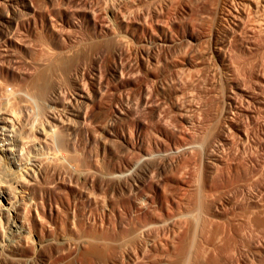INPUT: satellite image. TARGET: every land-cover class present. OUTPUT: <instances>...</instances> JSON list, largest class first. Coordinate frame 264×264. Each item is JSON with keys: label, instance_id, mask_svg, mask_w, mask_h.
I'll use <instances>...</instances> for the list:
<instances>
[{"label": "bare ground", "instance_id": "bare-ground-1", "mask_svg": "<svg viewBox=\"0 0 264 264\" xmlns=\"http://www.w3.org/2000/svg\"><path fill=\"white\" fill-rule=\"evenodd\" d=\"M129 1L114 0V4L110 1L111 4L107 5L103 16L112 22L114 34L118 37H125L128 34L134 40L142 38L151 40L152 31L148 22L146 23L147 17H142L143 12V15L138 14L140 10L136 9L137 6L135 8L137 13H133L135 11L131 9L132 5L129 6L132 1ZM0 2H5L0 4V16L3 22L11 27L3 31L0 37V154L4 160L6 159V165L0 163V263L187 264L188 260L191 262L196 257L195 259L199 261L190 264H264V195L258 205H254L252 209L247 207L243 221H238L239 228H234L233 223L230 224L228 221L226 224L222 222V227H219L220 224L218 226L216 224L217 227L211 226L215 225L211 223V228L215 227L214 231L207 230L210 235L201 238L202 240L195 244V248L191 242L175 240L176 232L181 228L180 218L185 214L169 216L168 204L179 205L181 197L173 195L166 185H162L166 186L165 189L162 188L165 192L160 203L155 205L160 215L158 220H152L146 215L145 209L149 202L145 200L141 202L145 177L149 178L157 173L166 174L177 169L181 174L186 155L190 156L197 151L201 153L200 159L207 169L205 171L214 172V168L222 161L218 156L219 150L224 149L223 146L231 138L233 140L235 138L242 146L244 142L251 141L248 140L251 135L247 131L235 125L237 122L232 124L229 119L224 121L222 126L219 125L218 133L214 134L217 130L213 129L215 132L211 134L212 130H208V123V126L204 125L205 128L200 127L201 130L198 128L195 142L184 147L180 145L179 132L168 133L169 129L163 126L156 129L162 138L157 137L144 122L132 124L133 133L128 130L126 134L129 110L117 109L109 118V124L90 129L87 138L82 142V148L79 149L80 143L76 138L78 125L96 121L97 118L107 115L106 108L97 111V114L92 110L94 100L103 95L102 82L93 80L91 83L95 86L89 90L83 81H79L82 80L79 75L82 69L79 62L88 57L86 45H72L64 26L62 24L58 26L54 22L62 21L63 18L60 10L56 8L58 0L57 3H53V0H0ZM83 2L84 0L79 3ZM204 2L208 7L214 6L212 8L217 11L220 9L223 14L221 19L227 20L226 26L222 25L215 35L211 34L214 35L212 38L208 37L214 44L213 53L221 64L228 68L229 64L223 52L228 45V39L249 30L264 33V0H204ZM61 3L65 4L63 1ZM79 3H76L77 6ZM59 5L57 4L58 7ZM77 6H74L75 14L86 26L96 32H101L107 27L105 23L97 21L100 19L99 16L96 18L92 11L83 8L84 5H80V8ZM161 33L163 39L168 35L165 30ZM55 36L62 42L52 46L49 39ZM16 52L25 54L27 72L20 71ZM125 66L124 63L118 62L114 66V74L121 77ZM177 67L172 68V85L170 83L167 85L169 81L165 83L163 93L179 110L180 104L176 103L179 97H187L186 101H190L194 91L191 94L185 92L188 89L183 90L184 82L189 80L185 79V72L189 74L190 72L187 70L182 75L186 68ZM167 74L166 77H169ZM71 81L76 83L74 88L66 90L65 85ZM188 85L191 87L192 84L189 82ZM262 85L264 88V83ZM232 91V95L227 94L228 98L226 97L229 99V107L236 114L246 115L250 119V128L260 130L259 132L264 131V122L257 119V109L256 118V113L254 115L248 111L249 109H243L244 106L238 107L239 104L236 106L234 102L236 100H233L238 95L246 103L258 105L260 109L258 112L264 115V90L257 95ZM146 92L142 91V94L139 92L141 97L136 106L148 105L151 102L150 100L148 102ZM148 93L150 96V92ZM46 107L51 111L40 117L39 111ZM184 108L188 110L185 106ZM182 110L178 113L180 116L186 113ZM205 120L207 123V119ZM122 122L124 124L119 125L117 129V123ZM187 122L190 125L195 124L190 119ZM165 123L167 124L166 121ZM174 128L176 129V126ZM177 130L179 131L178 128ZM209 132L210 135H207ZM63 134H67V140L63 138ZM113 143H117L121 152H125L120 158L111 149ZM167 143L172 147L164 150ZM131 150H141L133 163L125 155ZM168 154L171 160L167 157ZM91 158L95 161L99 158L106 159L104 170L97 172L90 169ZM262 163L258 165L261 166V176L264 177V160ZM173 177L172 179H175ZM260 181L258 185L259 183L261 185L262 181L264 184V178ZM262 190L261 193L264 194V185ZM128 196L132 198L127 199ZM194 215L191 216L193 223L190 226L195 232L198 228L205 232L207 223H199V216ZM234 229L242 232V238L245 235L247 243L245 245L241 238L238 239L240 245L233 257L227 249ZM162 235H166L168 239L159 237ZM222 257H226V260L220 262Z\"/></svg>", "mask_w": 264, "mask_h": 264}, {"label": "rangeland", "instance_id": "rangeland-1", "mask_svg": "<svg viewBox=\"0 0 264 264\" xmlns=\"http://www.w3.org/2000/svg\"><path fill=\"white\" fill-rule=\"evenodd\" d=\"M62 1L63 3L66 1L68 2L62 4ZM62 1L60 2V0H58L57 3V0H53V3L56 2L58 5L60 4L59 7L56 4V8L60 10L61 16L63 17L62 21L55 20L54 22L58 26L60 24L64 26L65 30L67 31L68 39L72 45H86L88 57L79 62L82 67L79 72L80 78L82 77V80L79 79V81H83L84 86L89 88V90L95 86L91 83L93 80L102 82L103 95L101 98L97 97L94 100L92 110L95 114H97V111H101L104 108H106L107 111V115L105 117L97 118L96 121H92L90 123L86 122L84 124L82 123L78 125L76 138L80 143L79 149L82 148V142L87 138V133L90 131V129L99 127L100 125H107V123L110 122L109 118L117 109L124 111L129 110L128 117L126 118V126H128L125 129L126 134H128V130H131L133 133L132 127L135 123L144 122L146 127L149 129L151 128V130L156 133L155 135L157 137L162 138L163 136L160 134V132L158 133L156 129L157 127L163 126L167 130L169 129L168 133L172 132L173 134L174 132H179L178 134L180 137L182 136V138L178 136V139L181 141L180 145H183L184 147L194 143L196 137L195 133L197 130H199L200 127L201 129L205 128V126H208V123V130L210 131L211 129L212 131L210 132L212 134L214 130L216 131L218 127L223 125L222 123L224 121L226 122L230 119L232 124L237 122L235 125L240 128L242 127L241 129L247 131L252 136L251 137L249 135L251 139L250 137L248 139L251 141L243 143L244 147L240 142H237L235 138V141L231 138L232 141L230 139L228 143L223 146L224 149L221 148V150H219L218 156L222 161L220 163L221 165L219 164L220 166L218 165V167L216 166L214 168V172H210L213 170L205 171L207 169H205V164L202 162L203 160L201 161V153L198 151L195 152V154H193V152L190 154V156L186 155L181 174L177 169L174 171H168L166 174L157 173L154 174V176L152 175V177L144 178L141 202L144 200L149 202V205L147 204L145 209V212L147 213L146 215L150 216L152 220H158L160 215L158 214L159 212L156 211L155 205L159 204L162 200L161 196L165 192L163 189H165L167 186L166 188L169 189L173 195H178V197H181L182 200L180 201L179 205L176 203L168 204L169 216L178 213H181V216L185 214L180 218L181 228H179V231L176 232L175 240L185 241L186 243L191 242L193 248H195V244L198 243L201 238H206L208 235H210L208 233L209 231L207 232V230H211L210 232H212V230L215 229L218 224H220L219 227H222V222L223 224H226L227 221L230 224L231 222L233 224L235 223V226L233 224L232 226L234 228H239L237 224L243 221L247 207L248 209H252L259 204V200L263 199L264 194L261 192L263 191L262 187L264 184L262 180L264 177L261 176L262 170L260 165L264 160V131L259 132L260 130L254 129L252 127L251 130V123H249L250 119L242 113V115L236 114L234 110L229 107V99L227 98L228 95L231 94V90H233L232 92L244 91L251 95H257V93L260 94V91L264 90V88H262V84L264 83V33H258L257 31L250 32L249 30V32L246 31V33H242L243 35L240 32V35L236 34L238 37L235 36L233 39H228V45L225 48L227 50H223L224 56L227 59V64L231 65H228L227 68L221 64L220 60L213 53L214 44L213 41L210 40V37H208L211 36V34L215 35L222 25L226 26L225 24H227V20L224 21V19H221L223 14H221L222 12L220 9L216 8L219 10L217 11L215 8H212L214 7L212 5L208 7V4L206 3V5L204 0H134L135 2L130 0L129 2H132L129 4V6L131 7L132 5L131 9L135 11L132 12L136 14L137 10H140L138 14H144L142 16L143 18L147 17V19L145 18L146 23L148 22L150 25L148 26L152 31L151 40H146L145 38L134 40L128 34L125 37H118L116 34H114L112 22H109L108 18L103 16L105 15V9L107 5L111 4V2L114 4V0H84L83 4L79 3L83 0H79L78 2L77 0ZM201 1L204 3H201ZM4 3L5 2H0V4ZM76 3H79L81 6L84 5L83 8L85 7V9H88L89 12L92 11L91 13L94 15V17L97 18L99 16L98 18L100 19L97 21L100 20V22L105 23L107 27L101 32H96L91 27L86 26L75 14L74 6H77ZM80 5H78L79 8ZM138 7L141 9H138ZM130 17H132V15ZM10 28L11 27H9L8 24L3 22V18L0 16V37L3 35V31H7ZM161 30H165L168 34L164 39L162 38ZM59 42H62V40L57 36L49 39V43L52 46L59 44ZM16 56L19 61L20 71L27 72L28 68L27 63L25 62V54H23V52H16ZM118 62L124 63V65L128 66L129 68L128 69L126 66V68L124 67V71L122 70V72H124V74H122L123 77H118L117 74H114V66ZM177 66L186 68L183 70L182 75L186 73L184 75L185 79H191L190 81L188 80V82L187 80H184L185 84L183 90L188 89L189 92L187 90L185 92L191 94L194 91L192 94V100L186 101L187 97H185L186 99L179 97L176 102L177 105L180 104L179 107L183 109L182 111L186 112L183 114L184 116H180V114H178L181 109L177 110L178 108L175 107L173 102L169 100L166 94L163 93L164 87L168 81L169 82L167 85H172V68H176ZM127 70L134 71L128 72ZM187 70H189L190 74L185 72ZM166 74L169 77H166ZM187 74H189V77ZM195 74L198 75L196 76ZM197 77L199 80H196L198 79ZM165 78H167V81H165ZM183 78L184 77H181V79ZM194 78L196 79L194 80ZM189 82L192 84L191 87L188 85ZM75 84V81H71L70 83L68 82L65 85V89H73ZM185 85H187V87ZM228 85L232 88L230 89ZM180 87L182 88V86ZM142 91H147L145 93L146 96L148 94L149 99L147 100L148 102H151L149 104L147 103L148 105L136 106L137 102L139 101L138 99L141 97ZM139 92L141 94H139ZM148 92H150V96ZM239 98L240 97H238V95L233 98V100H236L234 101L236 106L238 104V107L244 106L245 108L243 107V109H249L248 111L254 115L257 109L258 118L257 113L255 115L256 118L259 119V121L264 122V115H260V112H258L260 111L258 105L251 102L246 103L244 99H241L242 97L240 99ZM181 99H183L182 102L184 103L181 102ZM243 101L246 104L243 103ZM250 105L253 106L250 107ZM184 106L190 112L185 110ZM153 109H157L155 110L154 114H152L154 112ZM252 110L254 111L252 112ZM48 111H51L49 107L41 109L39 111L40 117H43L46 113H48ZM158 111L160 113H158ZM159 114H162L163 116H160ZM167 118L169 121H167ZM161 119L164 121V123ZM188 119L194 121L193 123L196 125H190L187 122ZM205 119H207V123ZM201 120H204L203 122L205 123H203ZM122 124H124V122L121 124L117 123L118 126H116V128L119 129V125L122 126ZM175 126L176 129L174 128ZM210 132L207 135H210ZM218 132L219 130H217L214 134ZM63 138L67 140V134H63ZM111 146V149L116 152L115 153L113 151L115 155H119V158L121 154L124 155L125 152H121V148H119L117 143H113ZM171 147L172 146L167 143L164 150H168ZM91 150L93 149L91 148ZM129 152H126L125 155L131 161V163H133L137 160L141 150H131ZM167 157L171 160L170 154H168ZM5 160L0 154V163L6 165ZM90 160V169L96 170L97 172L104 170L106 159L99 158L97 161H95L91 158ZM157 163H161V161H157ZM172 176H174L173 178L175 179H172ZM194 176H196L197 179ZM260 179H262V182ZM258 181L261 182V185L260 183L258 185ZM162 185L166 186L162 187ZM126 198L130 199L132 197L128 196ZM243 212L245 213L243 214ZM193 214L199 216L201 221H199V223H207L205 232H203V230L200 231L199 228L196 229L195 232V229L191 227V223H193L191 216ZM240 217L242 219H240ZM211 223L215 224L211 225L215 226L214 228H211ZM219 229L220 228H218V230ZM237 230L239 231V229ZM237 230L234 229L235 232ZM234 231L231 232L232 234L230 235V239H232L229 248L227 249L229 254L231 256L233 255V257L235 254H237L235 251L238 245H240V238L242 242L245 243V245L247 243L245 235L243 238L241 237L243 236V234H241L242 232L237 231L239 233L238 234ZM200 233L203 235H200ZM159 237L168 239L166 235ZM234 242L236 243V246L234 245ZM255 249L257 250L259 248ZM195 258L196 257L191 260L192 263L199 261ZM224 260H226V257L220 258V262H223ZM188 261L187 264H190L191 262ZM200 261L202 262V260Z\"/></svg>", "mask_w": 264, "mask_h": 264}]
</instances>
